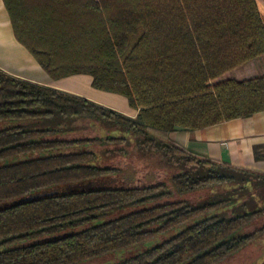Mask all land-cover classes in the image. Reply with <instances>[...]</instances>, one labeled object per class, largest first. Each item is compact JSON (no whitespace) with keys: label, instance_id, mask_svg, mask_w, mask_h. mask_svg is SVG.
<instances>
[{"label":"trees","instance_id":"obj_1","mask_svg":"<svg viewBox=\"0 0 264 264\" xmlns=\"http://www.w3.org/2000/svg\"><path fill=\"white\" fill-rule=\"evenodd\" d=\"M4 3L52 78L137 114L0 68V264H264V172L170 136L264 110V75L216 80L264 53L257 0Z\"/></svg>","mask_w":264,"mask_h":264},{"label":"crops","instance_id":"obj_2","mask_svg":"<svg viewBox=\"0 0 264 264\" xmlns=\"http://www.w3.org/2000/svg\"><path fill=\"white\" fill-rule=\"evenodd\" d=\"M257 2L264 19V0ZM0 68L20 78L85 96L127 115L137 114L123 95L94 88L88 74L52 78L16 38L4 0H0ZM260 75H264V53L216 80H240ZM170 136L195 153L264 172V110L203 128H177Z\"/></svg>","mask_w":264,"mask_h":264},{"label":"rangeland","instance_id":"obj_3","mask_svg":"<svg viewBox=\"0 0 264 264\" xmlns=\"http://www.w3.org/2000/svg\"><path fill=\"white\" fill-rule=\"evenodd\" d=\"M134 158L135 157H132L131 159H127V162H130V160L133 161V162H136L137 160H135ZM148 161L153 166H155V167L157 166L159 168L158 169L159 172L157 174V177L152 182H157V181H160V180H166L167 181V180H169V178L171 177V175L176 171V168H174L173 166H170V165L166 164L165 162L160 161L158 159V156L157 155L148 158ZM137 164H140V163L137 162ZM147 167L149 168V166H147ZM139 169H140V171L138 173L139 177H142V178H145L146 179L145 174H146L147 168H143V167L141 168V167H139ZM165 171H166V173H165ZM234 262L235 261L232 260V261L226 262L225 264H234Z\"/></svg>","mask_w":264,"mask_h":264}]
</instances>
